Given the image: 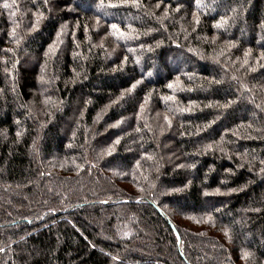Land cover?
Segmentation results:
<instances>
[{
  "label": "trees",
  "instance_id": "trees-1",
  "mask_svg": "<svg viewBox=\"0 0 264 264\" xmlns=\"http://www.w3.org/2000/svg\"><path fill=\"white\" fill-rule=\"evenodd\" d=\"M0 264H264V0H0Z\"/></svg>",
  "mask_w": 264,
  "mask_h": 264
},
{
  "label": "snow or ice",
  "instance_id": "snow-or-ice-1",
  "mask_svg": "<svg viewBox=\"0 0 264 264\" xmlns=\"http://www.w3.org/2000/svg\"><path fill=\"white\" fill-rule=\"evenodd\" d=\"M3 6H4L5 8H8V7H9V4L5 3Z\"/></svg>",
  "mask_w": 264,
  "mask_h": 264
},
{
  "label": "water",
  "instance_id": "water-1",
  "mask_svg": "<svg viewBox=\"0 0 264 264\" xmlns=\"http://www.w3.org/2000/svg\"><path fill=\"white\" fill-rule=\"evenodd\" d=\"M172 228V231L175 233V235L177 236V233H176V231H175V229L173 228V227H171Z\"/></svg>",
  "mask_w": 264,
  "mask_h": 264
}]
</instances>
